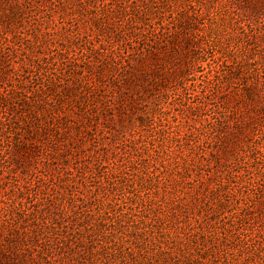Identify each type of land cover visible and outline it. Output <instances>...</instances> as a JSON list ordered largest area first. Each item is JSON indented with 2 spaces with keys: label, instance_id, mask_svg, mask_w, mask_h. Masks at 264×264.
Returning <instances> with one entry per match:
<instances>
[{
  "label": "rangeland",
  "instance_id": "374dc122",
  "mask_svg": "<svg viewBox=\"0 0 264 264\" xmlns=\"http://www.w3.org/2000/svg\"><path fill=\"white\" fill-rule=\"evenodd\" d=\"M63 1L0 0V264H264V0Z\"/></svg>",
  "mask_w": 264,
  "mask_h": 264
},
{
  "label": "trees",
  "instance_id": "16d2710c",
  "mask_svg": "<svg viewBox=\"0 0 264 264\" xmlns=\"http://www.w3.org/2000/svg\"><path fill=\"white\" fill-rule=\"evenodd\" d=\"M55 2H58V0H54ZM104 0H64L63 2L65 4H67L69 7H73L74 5L78 6L79 8L85 9L87 10V6L91 5L92 7H96V5H106V3L103 2ZM73 2V3H72ZM113 0H111V2L107 3L109 5H115V2L112 3ZM132 3L134 1H131ZM61 3V2H58ZM104 3V4H103ZM77 9V8H76ZM91 10V9H90Z\"/></svg>",
  "mask_w": 264,
  "mask_h": 264
}]
</instances>
